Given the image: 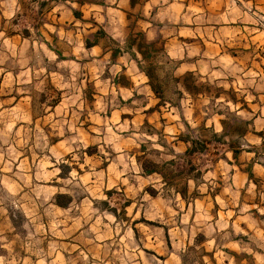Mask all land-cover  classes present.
I'll list each match as a JSON object with an SVG mask.
<instances>
[{
    "label": "clouds",
    "instance_id": "9594fccd",
    "mask_svg": "<svg viewBox=\"0 0 264 264\" xmlns=\"http://www.w3.org/2000/svg\"><path fill=\"white\" fill-rule=\"evenodd\" d=\"M0 264H264V0H0Z\"/></svg>",
    "mask_w": 264,
    "mask_h": 264
}]
</instances>
